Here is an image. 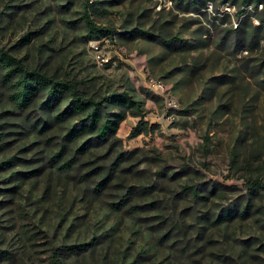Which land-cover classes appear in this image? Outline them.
<instances>
[{"label": "rangeland", "instance_id": "1", "mask_svg": "<svg viewBox=\"0 0 264 264\" xmlns=\"http://www.w3.org/2000/svg\"><path fill=\"white\" fill-rule=\"evenodd\" d=\"M243 1L92 0L111 32L91 38L85 0H0V47L85 98L140 105L77 153L94 134L66 139L86 118L59 119L72 97L19 109L0 73V264L60 249L61 264H264V191L247 187L264 181V9L240 18ZM141 121L156 128L133 136Z\"/></svg>", "mask_w": 264, "mask_h": 264}, {"label": "trees", "instance_id": "2", "mask_svg": "<svg viewBox=\"0 0 264 264\" xmlns=\"http://www.w3.org/2000/svg\"><path fill=\"white\" fill-rule=\"evenodd\" d=\"M91 1L92 0H85L84 21L90 37L96 38L110 33L111 29L97 26L91 20V12L95 10L93 2ZM208 1L188 0V9L198 11L201 8H205ZM223 1L226 2L227 0ZM246 2L247 0H244L243 4ZM259 19L263 24L264 19ZM260 29L261 26L256 27V32ZM0 73L3 75L4 82L11 88L13 92L11 98L19 109L28 108L43 93H46L48 96V100L43 103L44 107H50L52 103L57 102L65 94H69L72 97L69 108L62 112L59 119L64 120L72 113L86 115V118L82 120L80 124L68 129L66 139L72 141L84 134H94L93 139L82 144L77 153L87 151L94 143L107 142L115 135L119 122L125 117L126 111L131 109L140 110V105L126 94L113 93L111 96L103 98L100 101H96L92 98H85L77 82L65 79L61 80L51 77L37 69H31L27 67L22 60L15 58L9 51L2 47H0ZM105 102H109L121 108L123 111L117 114L115 119L110 118L108 113H103ZM34 125L35 127L42 126V129H47L49 123L43 120H36ZM154 128H156V126H149L148 123L141 121L139 126L133 130L132 135L152 132ZM56 157L59 158V154ZM119 159H122V155L119 156ZM72 161L73 160H69L64 163L61 169L68 171ZM108 182L109 180L105 179L98 183L97 189H105L108 186ZM247 187L252 195L261 196V192L264 191V181L260 179L249 180ZM192 189L193 188H186L185 190L191 191ZM194 194L198 195V189L194 190ZM232 217L233 212L231 210H226L222 218L231 219ZM85 246V244H80L67 247V249L81 251ZM61 250L62 249L58 250L59 252L56 250L53 253L51 264H61Z\"/></svg>", "mask_w": 264, "mask_h": 264}, {"label": "built area", "instance_id": "3", "mask_svg": "<svg viewBox=\"0 0 264 264\" xmlns=\"http://www.w3.org/2000/svg\"><path fill=\"white\" fill-rule=\"evenodd\" d=\"M253 5L255 6V11H262L264 9V0H247V2L245 4H243V6L240 8L239 17L240 18L246 17L247 14L249 13L248 12L249 9H253ZM212 6H213V3L211 1H209L206 3L205 7L209 8V10H212ZM232 8H233L232 5L224 4L223 13L231 12ZM257 23H259V22H257ZM263 25H264V23H263ZM155 87L162 88V85L160 83H157V84H155Z\"/></svg>", "mask_w": 264, "mask_h": 264}]
</instances>
